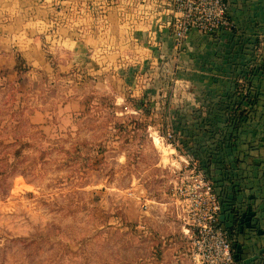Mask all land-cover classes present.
<instances>
[{
  "label": "rangeland",
  "instance_id": "obj_1",
  "mask_svg": "<svg viewBox=\"0 0 264 264\" xmlns=\"http://www.w3.org/2000/svg\"><path fill=\"white\" fill-rule=\"evenodd\" d=\"M43 14L54 56L60 10ZM1 19L0 264H190L168 207L179 159L150 139L168 112L115 106L87 59L17 73Z\"/></svg>",
  "mask_w": 264,
  "mask_h": 264
},
{
  "label": "crops",
  "instance_id": "obj_2",
  "mask_svg": "<svg viewBox=\"0 0 264 264\" xmlns=\"http://www.w3.org/2000/svg\"><path fill=\"white\" fill-rule=\"evenodd\" d=\"M226 1L232 31L213 37L192 32L181 49L171 36L168 20L172 10L166 0H0V18L5 23L4 46L12 51L13 68L19 58L24 73L45 75L46 58L62 61L61 57H71L78 63L87 59L94 63V79L108 77L119 85L120 100L115 106L167 111L168 116L160 119L166 134L156 131L150 136L155 148L167 157H187L189 148H200L206 139L197 131L199 126L215 127L223 135L227 129L231 131L226 116L237 107L239 94L256 93L251 118L235 132L236 149L223 153L227 175L215 168L212 175L221 194V218L230 240L241 249L238 264H264V65L239 92L235 87L242 65L257 63L253 52L264 36V0ZM57 9L62 23L52 36L56 44L49 47L55 59L41 50L46 36L40 34L47 19L43 12L52 17ZM22 24L31 30L20 32ZM170 132L177 147L167 140ZM172 179L171 185L174 173ZM170 206L180 230L177 235L187 240L172 196ZM242 217L245 224L240 228ZM182 249L192 264L188 245Z\"/></svg>",
  "mask_w": 264,
  "mask_h": 264
},
{
  "label": "built area",
  "instance_id": "obj_3",
  "mask_svg": "<svg viewBox=\"0 0 264 264\" xmlns=\"http://www.w3.org/2000/svg\"><path fill=\"white\" fill-rule=\"evenodd\" d=\"M166 1L172 10L168 25L178 49L192 32L213 37L233 28L227 17L226 0ZM263 50L264 36L254 47L253 55L257 63L252 67L264 65ZM237 81L245 85L241 78ZM167 140L171 146L177 147L173 133L167 134ZM175 156L180 164L170 192L189 243L188 257L191 263L238 264L234 258L233 242L221 218L223 205L218 187L197 161L185 155Z\"/></svg>",
  "mask_w": 264,
  "mask_h": 264
},
{
  "label": "trees",
  "instance_id": "obj_4",
  "mask_svg": "<svg viewBox=\"0 0 264 264\" xmlns=\"http://www.w3.org/2000/svg\"><path fill=\"white\" fill-rule=\"evenodd\" d=\"M23 65V61L17 58L15 66L17 73L26 71L25 68H21ZM242 67L243 68L239 71V76L237 78H241L245 84H248V80L254 74V71L257 72L258 70L260 71L262 69V66L257 69H249L248 65H242ZM236 86L238 87L237 91L239 92L240 89H242L241 85L235 83V87ZM239 95L240 98L237 107L231 110L230 113L227 111L228 116H226V125L228 124V128L231 126V131L230 129H227L225 136L215 127H208L206 125L199 126L197 127V131H199L201 135H204L203 139H206L207 143L204 142V144L203 141H201L202 144L200 145V148L197 147L195 150H193V148H189L186 153L192 160H195L200 164V166L206 171L207 175L210 176L217 187L219 186L217 181L214 179V175H212V168H215L217 171L222 170L223 174L227 175V164L224 160L225 157L223 153L225 151L229 152L236 149V133L238 134V131L242 129L241 125L243 122L251 118L250 114L252 113V109L256 103V93L250 94L248 91L245 96L241 97V94ZM191 137L192 136L189 135V140ZM188 138L186 139L185 137L186 142H188ZM243 219V217L240 219V225H238L240 228L244 227L243 225L245 224V221H243ZM223 223L225 228L228 230L226 223L224 221ZM233 249L235 250L234 258L239 263L240 259L242 258L241 249L236 243L233 244Z\"/></svg>",
  "mask_w": 264,
  "mask_h": 264
},
{
  "label": "bare ground",
  "instance_id": "obj_5",
  "mask_svg": "<svg viewBox=\"0 0 264 264\" xmlns=\"http://www.w3.org/2000/svg\"><path fill=\"white\" fill-rule=\"evenodd\" d=\"M157 144V143H156Z\"/></svg>",
  "mask_w": 264,
  "mask_h": 264
}]
</instances>
